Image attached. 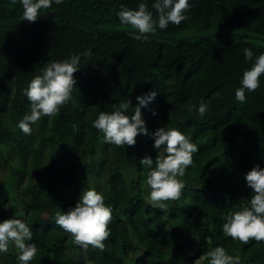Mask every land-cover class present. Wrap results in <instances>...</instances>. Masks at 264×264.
Listing matches in <instances>:
<instances>
[{
  "label": "trees",
  "instance_id": "16d2710c",
  "mask_svg": "<svg viewBox=\"0 0 264 264\" xmlns=\"http://www.w3.org/2000/svg\"><path fill=\"white\" fill-rule=\"evenodd\" d=\"M139 2L62 0L48 10L67 11L95 26L131 28L120 24L116 12ZM146 2L151 8V0ZM191 4L187 20L155 32L264 36V0ZM18 18L21 5L0 0V22ZM244 47L256 55L264 52L263 41L248 38L138 39L99 33L65 17L0 28V220L15 214L31 227L37 253L29 264H208L206 252L216 245L238 255L240 264H264V241L233 240L221 227L228 213L250 199L244 174L255 164L264 166V75L244 103L234 99L243 71L252 64L244 59ZM72 53L81 54L72 99L51 117L42 116L32 134L22 133L16 124L29 111L23 90L44 65ZM150 90L157 95L143 109L149 131L175 127L199 147L180 177V197L167 201L165 210L145 199L146 169L139 159L151 155L155 161L152 138L138 135L134 145H110L91 123L99 112L131 99L130 114L136 96ZM201 101L208 105L203 117L189 111ZM89 187L101 191L112 208L103 250L81 248L54 222L55 214L74 206ZM16 256L10 245L0 264H19Z\"/></svg>",
  "mask_w": 264,
  "mask_h": 264
},
{
  "label": "clouds",
  "instance_id": "9594fccd",
  "mask_svg": "<svg viewBox=\"0 0 264 264\" xmlns=\"http://www.w3.org/2000/svg\"><path fill=\"white\" fill-rule=\"evenodd\" d=\"M22 7V18L31 23L38 19V14L59 5L62 0H13ZM192 7L191 0H151L149 8L146 0H140L136 8L120 7L116 16L120 24L136 30L137 38H146L157 29L163 30L171 24L179 25L187 20V11ZM155 10V13L152 11ZM84 56L91 53L85 51ZM246 61H252L240 78L239 87L234 91V99L244 103L246 92L255 91L264 75V52L254 54L251 47L243 48ZM81 54L72 53L64 59H53L34 75L23 90L29 102V111L17 121L16 127L30 135L34 125L42 116L51 117L61 106L72 99L76 85L74 73L80 69ZM157 95L150 90L136 96L137 103L129 114L131 99L113 106L111 111H101L92 120V127L102 133L105 143L116 146H131L138 135H149L153 148L157 150L155 161L151 155L139 159V164L146 169L145 199L149 206L165 210L167 201L177 200L181 195L185 170L193 164V154L199 151L196 142L175 127L160 126L149 131L143 117L147 108ZM203 117L208 110L206 102L190 107L189 111ZM155 115V111H153ZM163 148V155L159 154ZM247 187L251 190L248 203L224 217L222 232L225 237L247 242L250 238L264 241V166L255 164L244 174ZM104 194L95 187L82 189L74 206L67 211L55 214V224L59 225L72 240L83 249L89 246L103 250L104 241L110 235L108 227L112 219L111 205L104 202ZM33 232L29 224L15 214L0 220V254L9 250L10 245L17 252L19 264H29L37 253L32 241ZM198 240V238H195ZM208 264H240L238 255L229 254L222 245L210 247L206 252Z\"/></svg>",
  "mask_w": 264,
  "mask_h": 264
},
{
  "label": "water",
  "instance_id": "95a60500",
  "mask_svg": "<svg viewBox=\"0 0 264 264\" xmlns=\"http://www.w3.org/2000/svg\"><path fill=\"white\" fill-rule=\"evenodd\" d=\"M48 17H65L69 18L81 26L88 28L90 30L99 32V33H127V34H136V30L132 28H108V27H100L89 24L77 16L63 10H48L44 13L38 14V19L48 18ZM27 22L26 19L18 18L14 20L8 21H1L0 28H7V27H14L20 24ZM147 36L159 38L162 40L170 41V42H183L193 39H200V38H212V37H239V38H248L253 40H259L264 42V36L257 35V34H250L244 32H233V31H214V32H206L200 34H193V35H184V36H167L160 34L158 32H153L148 34Z\"/></svg>",
  "mask_w": 264,
  "mask_h": 264
},
{
  "label": "rangeland",
  "instance_id": "374dc122",
  "mask_svg": "<svg viewBox=\"0 0 264 264\" xmlns=\"http://www.w3.org/2000/svg\"><path fill=\"white\" fill-rule=\"evenodd\" d=\"M5 168H1V175H4V173H5ZM197 264H199V263H197Z\"/></svg>",
  "mask_w": 264,
  "mask_h": 264
}]
</instances>
